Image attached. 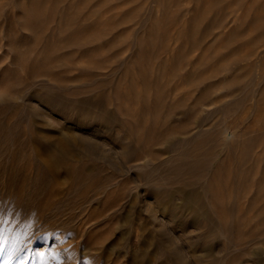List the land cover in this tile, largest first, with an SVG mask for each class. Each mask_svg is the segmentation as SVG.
I'll list each match as a JSON object with an SVG mask.
<instances>
[{
	"label": "rangeland",
	"instance_id": "obj_1",
	"mask_svg": "<svg viewBox=\"0 0 264 264\" xmlns=\"http://www.w3.org/2000/svg\"><path fill=\"white\" fill-rule=\"evenodd\" d=\"M0 264H264V0H0Z\"/></svg>",
	"mask_w": 264,
	"mask_h": 264
},
{
	"label": "bare ground",
	"instance_id": "obj_2",
	"mask_svg": "<svg viewBox=\"0 0 264 264\" xmlns=\"http://www.w3.org/2000/svg\"><path fill=\"white\" fill-rule=\"evenodd\" d=\"M61 150H62V152H64L65 154H68V147H67V144H62V146H61ZM44 167L45 168H43L44 170H43V172H46L45 173V175L46 174H53V172H52V170L53 169H51V167H50V165H49V163H47V162H44ZM53 168V167H52ZM55 170V169H54ZM42 176H44V175H42ZM51 176V175H50ZM93 182V181H92ZM95 182V181H94ZM90 184V183H89ZM147 185H149V184H147ZM149 187V186H148Z\"/></svg>",
	"mask_w": 264,
	"mask_h": 264
}]
</instances>
